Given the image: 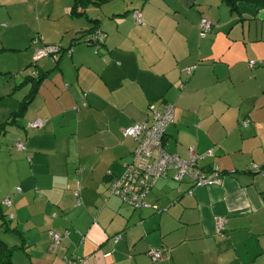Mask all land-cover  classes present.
Returning <instances> with one entry per match:
<instances>
[{
	"label": "crops",
	"instance_id": "0c3cea01",
	"mask_svg": "<svg viewBox=\"0 0 264 264\" xmlns=\"http://www.w3.org/2000/svg\"><path fill=\"white\" fill-rule=\"evenodd\" d=\"M70 8L71 0H0V63L9 72L0 82V123L29 87L16 92L23 77L11 72L34 59L28 35L16 34L27 45L12 56L6 53L18 49L2 34L37 30L41 44L62 49L55 60L35 62L36 71H51L23 116L0 134V206L25 244L11 264H63L64 257L78 264H264V176L246 171L264 164V10L238 2L231 11L223 0H102L77 16ZM202 17L212 24L203 37ZM93 25L101 30L97 45L73 44ZM164 101L173 105L164 150L185 158L189 147L211 149L198 166L224 175L188 194L189 180L176 181L169 170L145 197L157 209L134 208L108 194V171L121 175L137 144L122 129L148 120L149 104ZM37 118L42 127L30 126ZM0 229L8 243H20L17 233ZM49 230L67 235L54 246ZM151 250L160 251L156 261Z\"/></svg>",
	"mask_w": 264,
	"mask_h": 264
},
{
	"label": "built area",
	"instance_id": "2783aa9c",
	"mask_svg": "<svg viewBox=\"0 0 264 264\" xmlns=\"http://www.w3.org/2000/svg\"><path fill=\"white\" fill-rule=\"evenodd\" d=\"M133 16L136 21H139L137 11L133 12ZM211 28V22L207 18L202 17L199 23V35L203 37ZM92 37L93 40L99 42L100 32L95 31ZM57 53L58 48L56 46L42 45L41 48L35 47L34 59H39L44 56L55 57ZM256 63L259 64L256 60L248 61L250 67H253ZM194 68V65L188 66L184 68V71L186 74H191ZM81 103L85 105L83 100H81ZM148 113L150 114L148 120L135 122L122 129L123 137L134 138L137 145L133 151L131 161L124 165V172L109 182L107 186L108 194L120 197L134 208L149 207L157 209L155 204L146 202L145 197L149 193L154 181L165 176L169 170L174 171V180L182 181L184 178L189 180L191 187L186 191L188 194L192 193L193 187L208 186L220 182L223 175L216 168H213L210 172H204L198 166V162L201 159L205 156L212 155L211 149L198 153L192 147H189L185 158H181L176 154L168 153L164 150L163 138L165 130L173 121V105L170 102L151 103L148 106ZM247 122L248 120L244 119L241 124L245 126ZM29 125L40 128L43 125V120L37 118L29 122ZM17 148L23 150L24 145L21 142H17ZM250 171L264 176V164H253L250 167ZM15 189L17 191L20 190L19 187ZM79 190L80 185L77 181V186L72 191L77 205L80 204ZM2 203L5 206H9L10 200L4 198ZM10 216L11 214H8V218ZM215 224L216 231L221 233L223 229V218L217 217ZM49 234L54 246H57L62 237L67 235L66 231L61 233L49 231ZM118 238L119 235H116L112 237V240L116 241ZM149 255L151 260L155 261L160 257V252L159 250H151ZM79 262L80 259L70 257H64L63 260V264H78Z\"/></svg>",
	"mask_w": 264,
	"mask_h": 264
},
{
	"label": "trees",
	"instance_id": "16d2710c",
	"mask_svg": "<svg viewBox=\"0 0 264 264\" xmlns=\"http://www.w3.org/2000/svg\"><path fill=\"white\" fill-rule=\"evenodd\" d=\"M223 1L230 7L231 11H237V3L238 2H245L248 4H253L257 9H263L264 10V0H223ZM101 2H102V0H71L70 14L72 16L84 15V13H85L84 8L86 6H88V4H100ZM88 20L92 23H95V21H96L95 19H88ZM94 28H95L94 25L87 28L85 30V31H87V33L81 35L78 38H75L73 41V44L81 42V43H85L88 45H95L97 43V41L93 40L92 35L95 31L100 32L101 30L98 28H95V29ZM42 45H53V44H44V43L41 44V39H40V36H38V35L31 38V47L33 49V53H34L35 47L41 48ZM54 46H56V45H54ZM56 47L58 48V53L55 55V57H53L54 60L59 56V53L62 50L58 46H56ZM44 57H49V56H44ZM44 57H41V58H44ZM41 58H39V59H41ZM39 59H33V61L31 63H29L27 66L24 67L23 70H26L27 72L23 76L22 81L19 84H17L14 87V89L20 88L24 85H28L29 86L28 90L23 95V97L19 100L17 107L10 111L8 118L6 120H4V122L0 123V134L6 130L7 126L16 123L17 119H19L21 116H23L25 110L27 109L28 104L30 103L31 99L35 96L36 92L38 91L39 85L42 83V81L47 76V74L51 71V69L45 70V71H40V70L36 71L34 68L35 62ZM18 142H20V141H18ZM16 147H17V143H16ZM134 149L132 150V152L130 154V160L128 162H130L132 159V154H133ZM246 171L251 172L250 169L246 170ZM219 172L222 175H224V171H219ZM251 173H253V172H251ZM108 175H110V177L107 180L106 188L112 179H114L115 177H118V176H111L109 171H108ZM141 208H143V207H141ZM6 216L8 217V214H5L4 210L0 206V228H3V231H5V232L14 231L15 233H17L19 238H20V243L19 244H10L4 238L2 239L0 237V264H11L12 256H13L14 252L16 250H19V249L22 250L25 248L24 240L21 237L20 232L15 228H9V226L7 224ZM49 231H56V230H49ZM56 232H59V231H56ZM61 232H59V233H61ZM116 235H119V234H116ZM73 259H78V258L75 257Z\"/></svg>",
	"mask_w": 264,
	"mask_h": 264
},
{
	"label": "rangeland",
	"instance_id": "374dc122",
	"mask_svg": "<svg viewBox=\"0 0 264 264\" xmlns=\"http://www.w3.org/2000/svg\"><path fill=\"white\" fill-rule=\"evenodd\" d=\"M2 31H4V30H0V34H1ZM17 33L18 34H23V36L28 35L29 39H30L28 45L31 47V38L37 36L39 32L37 30H12V31L5 32L4 34H2V37L6 40V43L7 44H11V47H13L14 49H18V50L12 51V52H7L6 54H10L12 56H15L17 54H22L23 53V49H24V47L27 44H25V42H18L17 43V42L14 41V38H15ZM12 39H13V41H11ZM3 67H4L3 63H0V82H4L3 76H7V77L9 76V72L5 73L4 70H2V69H6V68H3ZM26 72H27L26 70L21 69L20 71L18 70L16 72H14V71L11 72L10 76H21V77H23L26 74ZM22 89L20 88V89L16 90V92L17 91L20 92ZM26 90H27V87L24 90H22L23 93H26ZM0 237L2 239L3 238L5 239L1 229H0Z\"/></svg>",
	"mask_w": 264,
	"mask_h": 264
}]
</instances>
